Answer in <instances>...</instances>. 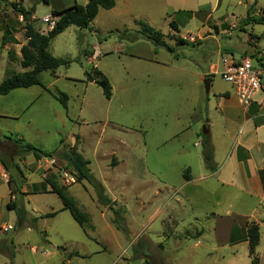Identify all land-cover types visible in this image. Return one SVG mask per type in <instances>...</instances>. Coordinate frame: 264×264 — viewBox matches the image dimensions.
<instances>
[{
	"label": "rangeland",
	"instance_id": "obj_1",
	"mask_svg": "<svg viewBox=\"0 0 264 264\" xmlns=\"http://www.w3.org/2000/svg\"><path fill=\"white\" fill-rule=\"evenodd\" d=\"M11 1L32 12L30 21L43 34L52 29L43 18L53 15V9L85 2L0 3V81L29 69L21 64V47L28 42L26 21ZM194 1L205 6L199 10L194 5V17L179 15L180 31L175 32L162 0H118L114 12L100 11L93 28L71 25L51 41L54 56L73 61L55 74L42 71L43 86L0 93V157L9 167L12 189L9 192L0 175V264L251 263L247 244L240 243L232 253L215 231L216 214L211 212H223L224 204L218 202L227 194L216 182L188 183L185 174L188 168L192 176L199 174L203 145L195 147L193 142L202 141L205 125L211 122L212 134L228 146L227 113L236 122H231L230 132L240 133L242 108L221 70L228 59L248 57L263 70L264 81V25L243 23L255 0ZM250 14L264 15V0H257ZM141 20L163 32L171 49L157 47L140 33ZM176 37L187 43L178 45ZM98 42L103 55L89 61L85 56H91ZM94 68L110 79V99L101 86L82 81L85 71ZM56 89L69 96L68 108L54 97ZM20 138L57 155L36 159L22 151ZM74 146L117 201L113 209L102 205L86 180L66 185L90 216L87 233L69 210L62 209L56 193H43L50 175L65 185L58 169L70 167L58 153ZM51 159L56 163L51 165ZM10 199L29 212L23 226L17 211L7 206ZM115 209L121 211L122 229L113 223ZM52 211H57L53 217L41 216ZM234 218L231 240L241 241L248 224L243 217ZM257 254L258 264H264V253Z\"/></svg>",
	"mask_w": 264,
	"mask_h": 264
},
{
	"label": "trees",
	"instance_id": "obj_2",
	"mask_svg": "<svg viewBox=\"0 0 264 264\" xmlns=\"http://www.w3.org/2000/svg\"><path fill=\"white\" fill-rule=\"evenodd\" d=\"M8 0H0V3L7 2ZM47 1V0H45ZM117 0H88L86 4H80L75 2L69 7L62 9H53V15H59V19L56 21L55 26L48 31L47 34H43L38 31L33 23L30 21V10L25 9L18 5L17 2H12L11 5L16 8L24 17L26 21L25 25V36L28 39L26 45L21 47L22 61L21 64L23 68H29L23 72H12L8 74V76L0 81V93L8 94L10 91L16 88H25L33 85H41L42 81L39 78V74L48 70L52 74L56 72V70L62 65H69L73 60L69 58H62L54 56L50 50L49 46L51 41L58 36L60 33L64 32L69 26L75 25L79 28H90L93 21L97 17L100 8L104 9H112L115 7ZM257 0L249 7L247 17L243 20L244 24H263L264 25V15L255 16L250 14V9L253 8L254 4H256ZM140 33L145 35L149 40H151L157 47H169V45L164 41V33L156 30L150 24L139 21ZM170 27L175 31L179 32L180 28L178 22L172 20L170 22ZM176 43L178 45L186 44V39L182 37L175 38ZM7 39H3V44H6ZM14 56V55H12ZM86 79L82 80L85 82H94L95 84L102 87L104 95L110 99L113 95L112 85L110 79L98 68H94L93 71L87 70L85 71ZM76 80V79H75ZM52 93V90L48 89ZM54 97L58 99L61 104L68 108L69 96L56 89V93H53ZM203 136L202 145H203V159L207 166V168L211 171L217 170V163L214 159V147L210 138V135L205 133ZM22 143V151L27 153H32L36 159L49 158L53 155H57V153H52L41 149L40 147L25 142L23 138H20ZM58 156L66 161L67 166L71 167L78 172V181L86 180L91 186L94 188L98 201L104 205L109 206L111 209L114 208L117 201L113 200L109 194L107 193L106 187L103 183L98 180L91 169L89 168L90 161L86 159L78 150L77 147L74 146L70 149L62 151L58 153ZM0 162L5 167L7 171H9V167L2 157H0ZM17 168L18 165H17ZM185 178L188 179L189 176L185 174ZM8 184L11 189V174L9 175ZM46 184L50 187V190H45L44 192H53L56 193L59 198L63 202V210H69L74 219L79 223V225L84 229L87 233V227H90V216L87 212L82 211L78 205L76 199L70 195L68 191V187L66 185H62L58 182L56 175H50L46 179ZM8 208L11 210H16L18 213V224L19 226L24 225V220L28 216V211L25 207H19L16 201L9 200L7 204ZM57 214V211L48 212L42 217H53ZM115 218L113 223L116 224L118 229H122L121 225V211L120 209H115ZM37 221V217L32 218V222L35 223ZM124 231L126 229H123ZM247 240L249 246V255L251 256V263L255 264L259 262V257L256 251V248L260 241V227L258 223L252 222L247 227ZM72 256L70 255V259Z\"/></svg>",
	"mask_w": 264,
	"mask_h": 264
},
{
	"label": "crops",
	"instance_id": "obj_3",
	"mask_svg": "<svg viewBox=\"0 0 264 264\" xmlns=\"http://www.w3.org/2000/svg\"><path fill=\"white\" fill-rule=\"evenodd\" d=\"M87 1L88 0H85L83 4H86ZM195 2L196 1L194 0H162L163 13L168 17H173V20L175 21H177L181 14L191 13V15H188L189 18L194 17V5H199V10L205 6V4L200 5ZM215 3H217V1ZM117 5L118 0L116 1L115 7L105 10L114 12ZM218 6L219 3L214 7L215 11L218 9ZM102 9L104 8H100L99 13ZM130 12L134 14V11L131 9ZM138 15L140 14H135V16ZM177 22L180 28L181 24L179 21ZM109 25L110 24H107V26ZM90 28H93V23ZM107 29L112 30L113 28L110 26ZM101 45L102 44L99 42L98 44L92 45L93 52L91 53V56L85 57L89 61L99 58L103 55ZM262 99V95H258L256 105L248 110H244L241 107L242 116L238 117V122H240L239 124L242 129L238 135L236 134V136L230 132V124L236 122L229 119L227 113L225 114L227 123L224 134L230 140L228 146H225L224 142L219 139L216 134H212V123L210 122L209 133L207 134L210 135L215 151V161L217 163L216 171L209 170L204 159L200 157H198L197 164L199 174L196 177L190 174L189 168L186 169V171H188L187 175L189 176V178L186 179L188 183L194 181L198 186H202L214 184L216 182L218 184V190H222L227 194L226 197L224 196V202H218L219 205L224 204L223 212L212 211L211 213L216 214L215 231L220 237L221 243L229 244L232 248V253L237 252L236 247L240 243H245L248 246L247 226L246 237L243 240H231L232 229L235 226L234 216L245 218L248 225L252 222L258 223L260 227V241L256 251L259 250L260 253H264V248H262V245L264 244V234L262 231V228L264 227V100ZM225 100H230V97L228 99L225 98L224 101ZM201 144L202 141L193 142L195 147L200 146ZM190 167H192L191 164ZM7 173L8 171L0 162V175L8 184L9 175ZM8 188L9 192H11L9 184ZM43 189L44 191H48L50 190V187L45 184ZM235 205H237L238 208H235Z\"/></svg>",
	"mask_w": 264,
	"mask_h": 264
},
{
	"label": "built area",
	"instance_id": "obj_4",
	"mask_svg": "<svg viewBox=\"0 0 264 264\" xmlns=\"http://www.w3.org/2000/svg\"><path fill=\"white\" fill-rule=\"evenodd\" d=\"M57 16L58 15L46 16L43 18V21L45 23H51L50 27L53 28V25L55 26L56 21L59 19ZM193 39L194 38H191V40ZM262 74L263 70L257 67L252 59L248 57L243 59H228L224 61L221 70L223 79L233 86L238 103L244 110H248L252 107L254 102H257L258 95H262V100H264V81L262 79ZM49 161L51 165L56 163L55 159ZM58 170L65 185L77 183V170L71 167L65 168L63 166H60Z\"/></svg>",
	"mask_w": 264,
	"mask_h": 264
},
{
	"label": "water",
	"instance_id": "obj_5",
	"mask_svg": "<svg viewBox=\"0 0 264 264\" xmlns=\"http://www.w3.org/2000/svg\"><path fill=\"white\" fill-rule=\"evenodd\" d=\"M206 84H207V92L209 91V81L208 80H206ZM204 131H205V133H209V125H205L204 126Z\"/></svg>",
	"mask_w": 264,
	"mask_h": 264
}]
</instances>
